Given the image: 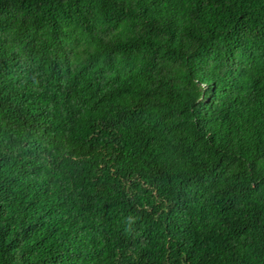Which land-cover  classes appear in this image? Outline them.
I'll list each match as a JSON object with an SVG mask.
<instances>
[{
	"label": "trees",
	"instance_id": "1",
	"mask_svg": "<svg viewBox=\"0 0 264 264\" xmlns=\"http://www.w3.org/2000/svg\"><path fill=\"white\" fill-rule=\"evenodd\" d=\"M0 264H264V0H0Z\"/></svg>",
	"mask_w": 264,
	"mask_h": 264
}]
</instances>
